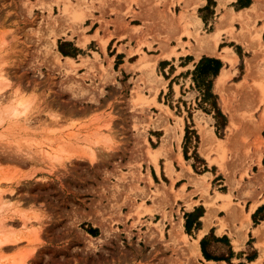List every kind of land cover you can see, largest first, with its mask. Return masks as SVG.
<instances>
[{
	"label": "rangeland",
	"instance_id": "1",
	"mask_svg": "<svg viewBox=\"0 0 264 264\" xmlns=\"http://www.w3.org/2000/svg\"><path fill=\"white\" fill-rule=\"evenodd\" d=\"M236 1L0 0V196L12 200L0 203V264H264V218L252 220L264 200V47L230 34L256 41L264 4L241 21ZM215 27L214 58L236 56L220 59L233 71L221 91L231 120L212 87L224 128L187 55ZM60 42L77 53L62 55ZM186 125L198 142L185 143ZM198 206L211 210L209 229L198 232L199 219L187 233ZM210 232L228 237L229 263L191 253Z\"/></svg>",
	"mask_w": 264,
	"mask_h": 264
},
{
	"label": "trees",
	"instance_id": "2",
	"mask_svg": "<svg viewBox=\"0 0 264 264\" xmlns=\"http://www.w3.org/2000/svg\"><path fill=\"white\" fill-rule=\"evenodd\" d=\"M211 0H207L206 6L210 3ZM240 2L239 8L246 7L249 5L250 0H237L236 3ZM66 42H60L59 51L64 56H74L77 53L76 48H71V50H66L63 48V45H66ZM222 67V62L220 59L209 57V56H201L199 60L195 63L194 69L190 72L192 75V80L195 83L200 95L202 104L207 106L205 109L207 112H213V118L215 119L216 128H224L226 125L225 115L221 112L220 107L217 103V95L213 92V82L215 77L218 75L220 68ZM188 73V71H187ZM190 116V113H189ZM192 138L195 142H198V136L195 134L193 129H190L189 125L185 126V134L184 141L185 143L191 142ZM196 146V145H195ZM184 155L186 157V150L184 148ZM195 158L198 160V156L196 151H194ZM202 161V160H201ZM204 164V162H203ZM264 211V203L256 208V210L252 213V220L254 223H257L259 220L264 218V212L259 215L260 212ZM203 214L202 206L195 207L193 211L185 213V222L184 227L187 233L194 228L195 230L199 228L200 221L199 218ZM86 232L95 236L97 232V228H92L88 226L85 229ZM213 243L223 244L225 247L221 252H215L211 250L213 247ZM200 250L202 256L205 260H213V261H225L229 263L231 259L235 256L234 251L232 250V246L230 245L229 239L226 235L215 236L213 232H210L208 235L203 236L200 241ZM242 254V253H241ZM236 255H240L239 253ZM256 257V252L253 250L250 254H247L246 259L248 261H252Z\"/></svg>",
	"mask_w": 264,
	"mask_h": 264
},
{
	"label": "bare ground",
	"instance_id": "3",
	"mask_svg": "<svg viewBox=\"0 0 264 264\" xmlns=\"http://www.w3.org/2000/svg\"><path fill=\"white\" fill-rule=\"evenodd\" d=\"M223 3H224V1H228V0H221ZM230 1V0H229ZM260 0H258L257 1V3L259 2ZM256 3V4H257ZM257 5H253V6H251L250 8H244L243 10H240L239 12H237L236 13V15L238 16L237 18L239 19V20H241V21H243V20H245L246 18H245V16H247V15H249L250 14V12L252 13V12H254L255 10H256V7ZM229 15L231 16V13H232V11H231V9H229ZM249 13V14H248ZM222 17H219V22H218V24H217V27L218 26H220V24L221 23H223V21H225V20H227V12H226V14H223V15H221ZM246 21V20H245ZM197 22V21H196ZM198 24V23H197ZM217 27H215L216 29L213 31V32H211V33H209V34H207V35H204L203 37H199V39H198V42L199 43H197V46H198V51H195L194 52V54L196 55V58L197 57H199V55L200 54H206L207 56H216L217 54H219V52L217 51V48H216V45H217V41H218V38H219V34H220V29L219 28H217ZM262 28H264V24L261 26V29ZM260 29V30H261ZM230 32H232V31H230ZM231 34V37H232V39H234L237 43H240V44H243V46H246L247 48H251V46H252V44L253 43H258V44H261V46H263L264 47V42L263 41H261V40H259V36H260V32H258L257 33V40L256 41H253L252 39H251V36H250V38H248L246 35H245V33H236V34H233V32L232 33H230ZM247 38V39H246ZM250 41H249V40ZM197 40V39H196ZM245 40V41H244ZM104 42L105 41H103L102 42V46H104ZM189 42H187V41H183L180 45L181 46H183V44H187V45H189L188 44ZM81 44H83V43H81ZM105 44H106V42H105ZM190 47H192V46H190ZM191 49V48H190ZM174 54H175V52H174ZM168 55L169 54H163V53H161L160 55H159V57H161V58H167L168 57ZM219 56V58H221L223 61H225V62H227V63H230V64H233L235 61H236V56L234 55V54H232L231 52H225L224 51V53L223 54H221L220 53V55H218ZM67 58H69V57H67ZM69 59H71V58H69ZM249 64H248V68H246V70H248V69H250L249 68ZM249 71V70H248ZM248 73V72H247ZM3 75V74H2ZM1 75V76H2ZM3 78L2 79H4L5 80V77L4 76H2ZM230 77V73H229V71H228V69H225V68H222L221 70H220V72H219V74H218V76L216 77V79H215V81H214V88H216V92H218L221 96H220V101H221V106H222V108L224 109V111H226L227 112V116L228 117H230V115H231V113H230V110H229V107H228V104L227 103H225V99H224V97H223V95L221 94V91H222V88H224L223 87V85L225 84V82L228 80V78ZM1 79V77H0V81H3ZM243 82L244 81H242V80H240V81H238L236 84L238 85V86H241L242 84H243ZM1 83V82H0ZM22 100L23 99H21V104H23L22 103ZM20 103V102H19ZM18 103V104H19ZM20 105V104H19ZM22 106V105H21ZM26 106H27V104H26ZM26 110V107H25V109H24V111ZM12 113H13V116H16L18 113L16 112V109L15 108H12ZM231 118L232 117H230V120H231ZM201 135H202V139L205 141V142H207V143H209L210 145H213V147H214V149H215V146H216V149L218 148L219 149V147H221V145L222 144H224V143H221L222 142V140L221 139H218L215 135H213L212 133H211V131L210 130H201ZM202 142V141H201ZM215 145V146H214ZM60 153V152H59ZM61 155V154H60ZM58 156V155H57ZM62 156V155H61ZM60 156V157H61ZM53 157H56V156H53ZM59 157V156H58ZM59 157V158H60ZM196 181V180H195ZM203 181L204 180H202L201 182H195L194 184H195V186L197 185L198 186V188L201 186V185H203ZM193 183V182H192ZM13 191V190H12ZM11 191V192H12ZM11 200V198H4V196L2 197V196H0V203H2V204H4L5 206H9V204L10 203H12V200ZM14 200V199H13ZM1 205V204H0ZM4 205H1L2 207L4 206ZM0 206V207H1ZM255 207V205L254 206H252V209ZM208 209V210H207ZM206 210V213H205V215L203 216V217H201V220H202V222H204V225H208V220H210L208 217H209V214H210V212H211V210H210V208L208 207ZM212 215V214H211ZM209 223H210V221H209ZM180 228V227H179ZM181 230V228L179 229V231ZM256 233L259 235V232H257L256 231ZM259 242V241H258ZM0 244H2L1 242H0ZM233 244H234V246L235 247H237V246H240V241L239 240H233ZM1 246V245H0ZM258 247L260 248V251H261V253H262V248H263V244L262 243H258ZM190 251H191V253L193 254V255H201V252H200V249H199V247H198V243L197 242H195L193 245H191L190 246ZM21 258V257H20ZM261 258V257H260ZM208 262L210 263V262H214V261H212V260H208ZM260 263V259L259 260H257L256 262H252V264H259ZM14 264H24V259H18V261H16V262H14Z\"/></svg>",
	"mask_w": 264,
	"mask_h": 264
},
{
	"label": "crops",
	"instance_id": "4",
	"mask_svg": "<svg viewBox=\"0 0 264 264\" xmlns=\"http://www.w3.org/2000/svg\"><path fill=\"white\" fill-rule=\"evenodd\" d=\"M257 1L258 0H250V3H249V5L248 6H246V7H242V8H239L237 11L239 12L240 10H243L244 8H250L251 6H253L254 4L255 5H257L256 7V10L254 11V12H257V9H258V7H260V6H262L263 4H264V0H260L258 3H257ZM204 3V0H201V4L200 5H202ZM257 3V4H256ZM233 13H234V11H233ZM237 13V12H236ZM253 13V12H252ZM252 16H254L253 14H252ZM260 20H261V18H260ZM262 22V21H261ZM261 22L260 23H258V27L259 26H261ZM88 36H92V34H88ZM91 39H93V37L91 38L90 37V39L87 41V42H89ZM109 39H110V37L109 38H107V43L109 42ZM260 39H261V41H263L264 42V28H262L261 29V31H260ZM245 41V40H244ZM238 44H240V43H238ZM194 45V44H193ZM240 45H242V44H240ZM243 46V45H242ZM218 49H219V46L217 47V51H218ZM193 51V53H191V52H188L187 53V55H192L193 56V58H195V56H194V52L195 51H198V46H195L194 47V49L192 50ZM203 54V53H202ZM202 54H200L201 56H203ZM199 55V57L198 58H200L201 56ZM204 55H206V54H204ZM207 56V55H206ZM210 57H214V56H210ZM219 59H221V58H219ZM194 60H196V59H194ZM222 60V59H221ZM223 61V60H222ZM224 63H226L225 64V66H228L229 67V64L230 63H228L227 64V62H225V61H223ZM225 68V67H221L220 68V70L222 69V68H225V69H228L229 70V68ZM220 70H219V72H220ZM230 72L229 73H231V75H233V71H231V70H229ZM219 72H218V74H219ZM218 76V75H217ZM216 76V77H217ZM216 77H215V79H216ZM215 79H214V81H215ZM213 84H214V82H213ZM264 202V200L263 201H261L256 207H255V209L258 207V206H260L262 203ZM254 209V210H255ZM253 210V211H254ZM252 211V212H253ZM204 214H205V212H204ZM204 214L202 215V216H200V220H201V217H203L204 216ZM201 222H202V220H201ZM209 224L206 226V225H204V222H202V227H201V229H199L198 230V232L199 231H202V230H205L204 231V234L208 231V229H209ZM216 234H218L217 232H216ZM218 235H221V234H218ZM199 247V246H198ZM200 248V247H199ZM259 255H260V253L258 254V256L254 259V260H256L258 257H259Z\"/></svg>",
	"mask_w": 264,
	"mask_h": 264
}]
</instances>
